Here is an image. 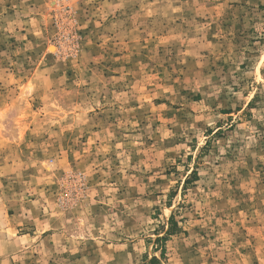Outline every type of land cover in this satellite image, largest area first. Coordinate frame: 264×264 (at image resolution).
Listing matches in <instances>:
<instances>
[{
  "label": "rangeland",
  "instance_id": "374dc122",
  "mask_svg": "<svg viewBox=\"0 0 264 264\" xmlns=\"http://www.w3.org/2000/svg\"><path fill=\"white\" fill-rule=\"evenodd\" d=\"M0 264H264V0H0Z\"/></svg>",
  "mask_w": 264,
  "mask_h": 264
}]
</instances>
